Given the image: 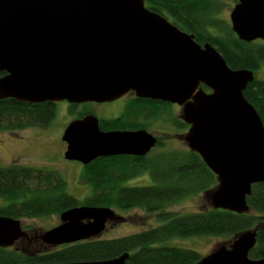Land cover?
Here are the masks:
<instances>
[{"label": "water", "instance_id": "1", "mask_svg": "<svg viewBox=\"0 0 264 264\" xmlns=\"http://www.w3.org/2000/svg\"><path fill=\"white\" fill-rule=\"evenodd\" d=\"M236 1L232 32L246 43L264 42V0ZM0 72V101L104 103L133 93L177 104L187 148L216 176L208 191L213 209L248 213L252 185L264 183V125L243 96L254 72L232 70L212 45H199L144 0H0ZM62 141L64 159L84 166L101 157L145 156L157 143L145 131L102 132L94 115L69 122ZM115 219L111 208H70L38 240L54 248L95 239ZM252 230L194 264H264L248 256ZM22 239L30 238L20 220L0 215V248Z\"/></svg>", "mask_w": 264, "mask_h": 264}, {"label": "trees", "instance_id": "2", "mask_svg": "<svg viewBox=\"0 0 264 264\" xmlns=\"http://www.w3.org/2000/svg\"><path fill=\"white\" fill-rule=\"evenodd\" d=\"M145 6L180 30L193 35L199 45H212L232 70L256 72L264 66V42L246 43L232 32L227 21L218 18L223 5L218 0H144ZM237 3L234 0V5ZM5 73L0 72V76ZM255 75V74H254ZM208 92V89L202 86ZM264 125V80L255 78L243 91ZM164 103L163 114L167 112ZM50 102L28 104L14 99L0 101V132L45 127L55 117ZM83 115H75L80 117ZM162 116L163 125L177 131L188 129L180 115ZM163 135L164 132L162 133ZM162 140V136H161ZM125 160L98 158L82 166L80 181L91 189L83 200L66 192L61 173L50 167L36 168L12 164L0 167V215L14 219H35L58 215L70 208L106 207L142 209L155 214L161 224L116 239H89L50 248L38 253H21L15 247L0 248V264H66L105 261L129 254L126 264H194L197 252L171 246L175 238L227 235L233 237L256 228V243L250 259H264V183L254 184L246 198L250 210L245 214L210 208L180 214L170 207L187 196L208 192L217 186L216 176L200 156L187 149L166 150ZM148 174L149 185L128 186L130 179Z\"/></svg>", "mask_w": 264, "mask_h": 264}, {"label": "rangeland", "instance_id": "3", "mask_svg": "<svg viewBox=\"0 0 264 264\" xmlns=\"http://www.w3.org/2000/svg\"><path fill=\"white\" fill-rule=\"evenodd\" d=\"M218 4L223 5L218 14L230 25L229 14L234 7V0H218ZM255 78L264 80V66L255 73ZM64 104H56L55 117L46 129L29 128L18 131V133L9 134L6 131L0 132V167H6L12 164L22 166L43 168L50 167L58 170L66 182V192L76 199L83 200L90 195L89 186L82 184L80 174L82 170L81 163L67 161L63 157L65 150L62 145V132L67 123L75 118V115H67ZM110 105L101 107L100 112L104 115H96L99 118L110 117L108 111ZM116 116V115H111ZM162 136L166 150L187 149L184 141L185 132L177 131L170 125H163ZM105 158V157H101ZM93 162V161H92ZM90 164V163H89ZM86 166V165H85ZM153 181L148 174L128 180L126 185H149ZM210 192L198 195L187 196L170 207V210L180 214H188L197 211L208 210L212 208ZM1 204V200H0ZM116 219L106 225V229L99 235L98 239H116L138 233L145 229L155 227L161 222L155 214H147L142 209L133 208L128 210L113 209ZM21 225L30 239H22L14 244L15 249L21 253H38L47 248L41 243L39 236L45 231L60 224L58 215L40 217L35 219H20ZM254 230V229H253ZM252 230V231H253ZM237 236H202L175 238L168 242L171 246H177L197 252L204 257L211 252L216 251L221 246H228Z\"/></svg>", "mask_w": 264, "mask_h": 264}, {"label": "flooded vegetation", "instance_id": "4", "mask_svg": "<svg viewBox=\"0 0 264 264\" xmlns=\"http://www.w3.org/2000/svg\"><path fill=\"white\" fill-rule=\"evenodd\" d=\"M61 102L64 104L63 106L64 109L66 110L67 115H73V116L83 115L80 117L72 118L69 122H71L72 120L82 119L87 115H94L95 117H97L96 115H104L103 112L99 111V109L101 107H105L106 105H110V110L108 111V115H110V117L107 118L97 117L100 131L102 132L145 131L146 133L152 135L154 138L157 139L156 145L145 156H132L125 154L114 155V156H110V160H121V159L125 160L129 157L143 158L154 153H159L161 151L160 147L162 144L161 135L163 133V128H162L163 119L162 116H153V115H181V107L178 106L177 104H171L160 100L137 98L134 96L133 93H129L115 101L104 102V103L86 102V103L76 104V103H68L67 101H61ZM164 103L167 104L166 105L167 112L165 114H163ZM53 104L56 106L58 102ZM111 115H116V116H111ZM49 124L46 125L45 127H38V128L46 129L49 127ZM6 132L9 134L18 133V131H6ZM61 143L64 149H66V143L63 141ZM64 151L62 153H64ZM48 249H50V247L47 246V248L43 251H46Z\"/></svg>", "mask_w": 264, "mask_h": 264}]
</instances>
